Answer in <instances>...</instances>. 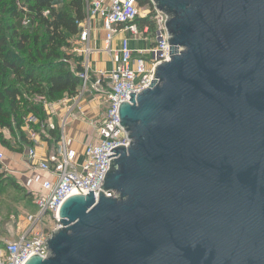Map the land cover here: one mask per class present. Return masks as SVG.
I'll use <instances>...</instances> for the list:
<instances>
[{"label":"water","instance_id":"95a60500","mask_svg":"<svg viewBox=\"0 0 264 264\" xmlns=\"http://www.w3.org/2000/svg\"><path fill=\"white\" fill-rule=\"evenodd\" d=\"M152 2L170 61L119 107L129 147L25 264H264V0Z\"/></svg>","mask_w":264,"mask_h":264},{"label":"built area","instance_id":"2783aa9c","mask_svg":"<svg viewBox=\"0 0 264 264\" xmlns=\"http://www.w3.org/2000/svg\"><path fill=\"white\" fill-rule=\"evenodd\" d=\"M85 0L86 18L77 22L78 42L86 46V59L80 65L82 71L77 74L81 87L77 95L50 103L44 97L37 96L31 102L42 109V119L33 113L23 118L22 130L28 138L25 150L27 172H40L45 175L39 188L30 191V200L36 212L24 216L23 226L15 238L0 239V264H25L28 259L39 256L45 259L48 255L47 242L53 233L61 229L59 207L70 196L93 192L98 200L103 177L109 167V161L118 156L110 152L118 146L129 147L128 135L119 123L118 110L122 103H129V95H139L155 80L156 68L170 61L169 34L166 28L168 16L155 9L152 0ZM152 7L153 11L150 10ZM147 8L146 11H140ZM100 19L105 32V51L112 61L111 70L104 74L90 72L88 43L90 40V23ZM146 20L152 24L149 31L139 23ZM28 18L22 25L29 26ZM144 31V32H143ZM124 33L118 48H112L114 38ZM131 41L146 42L145 48L131 47ZM91 95L97 103L98 116L87 121L92 131L93 142L87 144L82 154L69 146L67 128L73 120H84L83 101ZM70 105L65 117L58 126L49 119L54 115L55 106ZM7 130V129H3ZM6 133H10L9 130ZM24 138V139H25ZM49 151L39 157L37 149L42 139L48 144ZM39 139V140H36ZM5 157L0 151L1 170L7 173ZM113 193H105L112 198Z\"/></svg>","mask_w":264,"mask_h":264},{"label":"trees","instance_id":"16d2710c","mask_svg":"<svg viewBox=\"0 0 264 264\" xmlns=\"http://www.w3.org/2000/svg\"><path fill=\"white\" fill-rule=\"evenodd\" d=\"M58 1L59 9L56 0H0V16L4 17H0V141L3 129L19 139L23 118L29 113L43 120L41 107L32 99L42 96L55 103L79 92V64L73 71L59 60L36 65L42 60L58 59V49L78 36L76 24L86 18L85 0ZM139 4L145 6L146 2L141 0ZM25 17L30 23L27 27L22 25ZM17 20L21 25L14 23ZM139 23L152 29L146 20ZM4 181H10L11 187L18 190L17 183L0 165V185Z\"/></svg>","mask_w":264,"mask_h":264},{"label":"crops","instance_id":"0c3cea01","mask_svg":"<svg viewBox=\"0 0 264 264\" xmlns=\"http://www.w3.org/2000/svg\"><path fill=\"white\" fill-rule=\"evenodd\" d=\"M90 40L88 43V47L91 50V56H89V62H90V72L92 74H98V73H108L112 68V61L110 55L105 51V32L102 28V21L100 19L92 20L90 23ZM125 36L124 33H119L113 40L111 46L112 48H118L120 44V40ZM142 45L144 47H142ZM130 46L135 48H145L146 42L144 41H131ZM83 114L85 120H73L70 122V125L67 128V134L69 137V146L73 149H75L79 154H82L84 151L85 146L87 145L88 141L93 139L92 131L89 128L87 121L92 120L98 116V107L96 101L93 99L91 95H86L85 100L83 101ZM70 108V105H67V108L64 106H55L54 108V115L49 119L50 122H52L55 126H58L61 119L65 117L67 113V109ZM72 124H79L81 126V130H75L72 126ZM5 139L10 140L9 144L15 143L13 141V138L9 133L5 134ZM56 138H52L50 141V144L48 142L44 141L42 139L41 143L38 146L37 154L39 157H44L47 152L49 151V146L54 142ZM28 138L26 137L22 144L24 146V149L26 150L28 142ZM39 140V139H36ZM52 142V143H51ZM21 144V143H20ZM21 144V145H22ZM16 145V144H15ZM22 146V147H23ZM17 148V146H16ZM3 147L0 144V151L3 152L5 161L4 165L6 166L7 177H13L19 181L21 190H17V194L19 193L20 196H23V192L26 191V194L29 195L30 191H34L39 188L41 180L45 177L43 173L33 171V172H27L26 171V165H25V150L23 154L18 153H12L3 151ZM31 182V186L29 184ZM8 185H4L0 187V191L4 190ZM13 188V187H12ZM14 189V188H13ZM24 190V191H23ZM23 201V200H21ZM1 215V214H0ZM9 227L11 223H8ZM16 230H10L1 232L0 238H15L19 234V229ZM11 228V227H10ZM4 233H7L5 235Z\"/></svg>","mask_w":264,"mask_h":264},{"label":"rangeland","instance_id":"374dc122","mask_svg":"<svg viewBox=\"0 0 264 264\" xmlns=\"http://www.w3.org/2000/svg\"><path fill=\"white\" fill-rule=\"evenodd\" d=\"M58 2H59L58 0H56V2H55V7L57 9H59V7H60V3H58ZM146 10H148V9L142 8L140 11H146ZM148 11H153L152 7H150V10H148ZM0 17L2 19H4L3 16H0ZM12 22H14V21H12ZM14 23H17V25L19 26L21 21L17 20V22L15 21ZM142 47H144V46L142 45ZM85 51H86V46L80 44L78 42L77 37H72L67 41L66 45H63L60 49H58V53H59L58 59L51 58L50 60H42L40 62H37L36 65H41V64H44V63H47L50 61L59 60L63 63H66L68 65V68L73 71L77 67L78 64L81 65L85 61V59H86ZM89 56H91V54ZM80 67H82V66H80ZM28 98H30V97L24 96V99H28ZM72 125H73L72 127L75 130L80 131L82 129L79 124H72ZM6 131L7 130L1 131L3 142L0 141V144L4 149L3 151L23 154V152L25 150L24 146L22 144V142L25 138L23 130L21 129V133H19V135L17 136V137H19V139L13 137L14 135L11 134V137L13 138V141L15 142L13 144H9L10 140L6 141V139H5ZM92 142H93V139L91 138V140H89L87 144L88 145L92 144ZM16 146H17V148H16ZM11 178H12V180L15 181V183H17L18 190H21V188H20L21 184L19 183V181L13 177H11ZM7 184H8V186L4 190L0 191V214H1L0 215V234L1 235H2L1 232L10 231V230L14 231L15 229L17 230L20 227L19 225L23 226L24 216H27L30 213L36 212V209L32 205V201L30 200V195L26 194V191L23 190L24 191L23 196L21 197L20 194L19 193L17 194V191L11 187L10 181L2 182L0 187L7 185ZM29 185L31 186V182H29L28 186ZM21 200H23V201H21ZM8 223H11L10 224L11 228L8 226L9 225ZM4 234L7 235V233H4ZM0 239H4V238H0Z\"/></svg>","mask_w":264,"mask_h":264}]
</instances>
